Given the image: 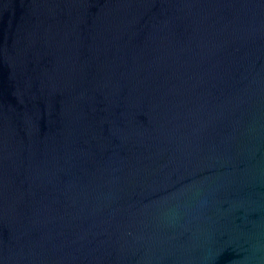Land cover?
<instances>
[{
	"label": "water",
	"instance_id": "water-1",
	"mask_svg": "<svg viewBox=\"0 0 264 264\" xmlns=\"http://www.w3.org/2000/svg\"><path fill=\"white\" fill-rule=\"evenodd\" d=\"M0 264H264V0H0Z\"/></svg>",
	"mask_w": 264,
	"mask_h": 264
}]
</instances>
